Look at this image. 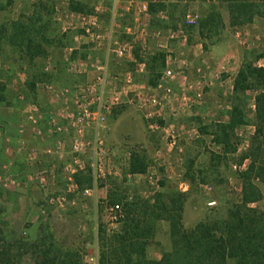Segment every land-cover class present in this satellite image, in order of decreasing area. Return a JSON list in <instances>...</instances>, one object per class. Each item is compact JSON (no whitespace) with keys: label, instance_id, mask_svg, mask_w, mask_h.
Masks as SVG:
<instances>
[{"label":"rangeland","instance_id":"1","mask_svg":"<svg viewBox=\"0 0 264 264\" xmlns=\"http://www.w3.org/2000/svg\"><path fill=\"white\" fill-rule=\"evenodd\" d=\"M61 1L0 0V127L7 120L6 117L11 116L17 108L23 106L18 98L19 95H23L24 100L22 101H26L25 104L33 103L42 109L50 110L58 108L46 102V94L39 83L52 82L53 90L58 93L64 88L73 90L74 85L89 80L83 76L85 74L74 75L61 63L63 61V59L60 60L61 49H49L47 46L45 55L36 57L33 62L29 63L28 55L8 42L10 21L15 20V17L17 19L24 15V21L27 22L28 16L38 17V13L44 23L50 19L53 4L61 3ZM81 1L91 8L87 11L88 13L94 12L95 7L99 6L105 14L115 13L117 15V0ZM249 1L255 3V7H259L260 11L264 12L263 0ZM159 2L166 5L167 20L162 18V13H158L160 16L157 15L151 19L153 26L151 28L160 33L157 36H153L154 31L148 25L143 24L145 30L149 28L151 31L146 32L144 42L147 49L150 48V53L143 56L140 54L141 41L135 45V50H139L140 58L146 61L148 67L145 68L143 77H135L139 82H142L141 80L147 82L149 76L155 73L151 72L149 64L151 55L164 53L157 44L159 40H166L169 48L177 54L180 53L181 50L178 52V49L182 44L178 38L166 37L170 29H175L181 22L186 11H196L200 18H204L207 12L219 13L220 19L217 23L213 22L209 29H202L206 43L224 40L219 43L222 47L217 46L215 62L210 60L208 68L192 62V60L202 61L203 59L199 48L195 47V43L199 41L197 33L200 34L199 27L196 25L188 29L187 37L193 44L185 53L188 54L189 64L185 68L176 67L181 73L170 83L173 94L181 91L186 97H191V93L196 91L199 96H195L196 100L186 101V103L182 100V105L177 107V111L173 110L168 103L161 111L155 110V116L150 120L128 101L130 98H136L134 92L121 97L119 102L112 106L107 114L103 130L106 144L110 148L112 162L119 167L120 173L125 174L129 157L132 153H139L145 156L147 169L141 173L143 176L136 175L126 178L122 175V180H119L117 176H110L104 189L98 193L99 202L96 206L91 204L94 197L67 192L65 182L60 178L50 179V184H48L50 187L43 188L34 179L27 181L21 179L18 175V165L15 170L17 175L11 169L15 182L4 184L0 181V229L2 231L0 252L6 246L9 248L11 258L8 264H42L47 258H55V261H58V258L65 257L66 254L73 256L78 264H93L89 257L96 254L97 264H99L101 251L111 254L106 244L121 230L122 225L120 220L114 229L109 228L108 211L105 209V204L110 205L123 201L124 209L129 201L152 202L156 194L161 191V181H164V184H170L176 190L188 191L182 212V222L185 228H190L206 216L216 215L219 211H224L231 204L239 201L242 181L238 173L243 171L250 162L249 158H242V156L247 152L249 138L255 129L253 125L255 92L251 91L246 94L243 109L247 122L238 126L234 131L232 140L235 146L234 152L225 153L222 145L213 141L211 131L215 123L227 120V111L231 109L234 93L233 81L242 58L253 61L255 55L264 50V15H255L251 22L242 24V32L240 31L235 37V32L241 25H235L234 29L229 28L231 26L227 3L223 4L219 0H158L147 2V13H151L149 11L151 3ZM125 13H129V10ZM55 42L57 43V40ZM43 45L46 44L43 42ZM231 51L234 54L238 53V66L233 64L232 60L227 61L234 55ZM50 53L58 62V73L55 75L44 69L46 58ZM221 59H225L224 64L220 62ZM111 61H113V66L109 64L108 73L114 78L117 75L115 73L117 60ZM130 63L132 62H127L128 67L132 69L133 63ZM255 63L262 65L264 60L258 59ZM197 67L201 68L199 72L196 70ZM164 69L165 61L162 71ZM183 76H188V79H183ZM178 79L185 81V85L184 83L176 85ZM116 83L111 82L108 85L109 90L114 91L113 93L117 91ZM157 83L158 81L155 84ZM113 84L116 85L113 86ZM190 84H194L195 88H189ZM145 85L143 84L140 89L145 94L155 86ZM49 89L46 87L47 91ZM150 123L165 129L169 127L175 129L179 134L176 144L169 146L164 132L155 129L154 126L150 128ZM192 129L198 132L197 138L196 134L192 133ZM1 141L2 139H0V173L3 171V164L6 163L3 160L5 156L2 152ZM84 160L86 161V158ZM238 166L241 167L238 168ZM188 167L196 176L194 183L185 178ZM19 169H21L20 165ZM80 174L83 178L88 172L86 170ZM149 177L156 179L158 187L150 184ZM202 178L204 182H199ZM82 184L87 185L83 180ZM258 185L263 197L252 206L264 208V183L258 182ZM61 193H64L67 199L64 208L48 203L49 197ZM115 195H119L120 199L111 201L110 198ZM210 201H215V204L208 205ZM99 226L104 230L103 236L98 229ZM170 245L167 222L159 221L156 233L146 246V258H160L162 252L170 249ZM112 263L127 264L124 260L115 258Z\"/></svg>","mask_w":264,"mask_h":264},{"label":"trees","instance_id":"2","mask_svg":"<svg viewBox=\"0 0 264 264\" xmlns=\"http://www.w3.org/2000/svg\"><path fill=\"white\" fill-rule=\"evenodd\" d=\"M219 1L228 4L230 26L251 22L258 14L264 15V12L249 0ZM165 6L162 2L151 3L149 11L153 14L165 9ZM69 7L79 12L91 9L81 0H69ZM37 15L38 17L28 16L26 20L28 23L24 21V15L10 21L8 42L22 53L25 52L29 63L36 57L45 55L47 46L55 40L58 44H63L58 27L49 19L42 23L38 13ZM219 17V13L207 12L204 18H200L197 24L200 34L205 36L202 29H209L213 22L219 21ZM43 42L46 45H43ZM135 55L138 57L137 52ZM164 58V53L150 56L149 69L155 73L149 76L147 83L156 85L161 76ZM258 59L264 60V50L257 53L253 61L242 58L233 81L234 93L231 109L227 111V120L215 123L211 131L213 141L222 145L225 153L234 152L235 146L232 141L234 131L247 122L243 109L246 94L255 92L253 121L255 129L249 138L247 152L242 156L249 158L250 162L238 173L242 181L239 201L224 211L208 215L194 226L185 228L182 212L188 191L176 190L170 184L161 181V191L152 202L134 200L126 203L121 219V230L106 244L111 254L101 251L99 264H114L112 263L114 258L124 260L127 264H264V208L252 206L263 197L258 182L264 183V64L255 63ZM31 84L33 85V81ZM146 169L145 156L132 153L126 172L144 173ZM81 176H75L76 180L81 185H84L82 180L89 185L91 182L89 173L83 178ZM185 178L192 183L196 181L190 167L187 168ZM199 182H204V179H199ZM119 199V195L110 198L111 201ZM159 221L167 222L170 249L162 252L158 259H149L146 258V246L156 233ZM98 229L103 236V228L99 226ZM1 232L0 229V241ZM10 256L9 248L6 246L0 252V264H8ZM55 260L47 258L42 264H78L73 256L67 254L58 258V261Z\"/></svg>","mask_w":264,"mask_h":264},{"label":"built area","instance_id":"3","mask_svg":"<svg viewBox=\"0 0 264 264\" xmlns=\"http://www.w3.org/2000/svg\"><path fill=\"white\" fill-rule=\"evenodd\" d=\"M99 10V6L95 7V11ZM94 11V12H95ZM134 12L136 18L140 14L148 12V3L141 2L134 6ZM114 14V13H113ZM112 14V17H113ZM94 15L93 13H80L78 14L82 22H92L89 19ZM200 19V15L196 11H186L182 17L181 22L175 29H170L168 38H182L186 40L188 36V29L195 27ZM136 25H138L135 21ZM131 26H127V33L132 35L130 39L124 41H118L113 36L112 23L106 30L104 35L96 34L94 40L98 41V45L104 50L105 57L102 61H97L92 64L93 76L90 80L82 84L74 85V89L70 88L61 89L60 95L66 96V94L73 93L76 109L65 113L63 110H50L42 109L39 105L33 103L24 104V112L26 114L28 122L33 125L32 130L40 137H52L54 135L66 133L69 135V158L64 160V150L60 145L56 147L47 148L45 152L50 155H54L56 161H53L54 166H50V171L42 168L38 171L36 176L31 179L38 181L41 187L47 188L49 180L60 178L64 180L66 191L75 192L82 196L96 197L97 191L100 187H105L106 181L110 176H117L119 180L123 179V174L120 173V169L111 160L110 148L107 146L103 130L105 128L106 117L110 112L112 106L119 102V97L110 93L108 90V67L110 59L122 58L127 54H130L135 49V45L140 43V51L147 53V47L145 45L146 30L142 27L139 30L133 31ZM160 34V33H159ZM143 42V43H142ZM166 53L165 69L162 71L159 77L158 83L150 88L149 93H142L140 90H136L134 96L136 98H130L128 101L133 103L136 108L144 113V116L150 120L155 116L156 111H161L165 106V103L173 95V90L170 83L176 79L179 75V71L170 65L169 60L172 59L173 49L165 45H160ZM67 69L73 74H83L85 71L80 69L79 66L70 65ZM129 78V77H128ZM20 100H24L23 95L18 96ZM185 103L190 102L188 99H184ZM156 110V111H155ZM159 114V113H158ZM44 121L45 128H40V121ZM160 129L164 132L165 139L169 146L176 144L179 134L172 127L162 128L154 123H150L149 127ZM3 131V127H0V134ZM20 131H23V126L20 127ZM192 133L198 137V132L192 129ZM21 148L26 147V139L20 137ZM86 158V161L84 160ZM60 165L57 167V162ZM87 162V163H85ZM11 163L3 164V171L0 173V181L4 184H13L15 182L14 177L11 174ZM241 166H238L240 168ZM89 173L91 182L89 185H81L76 181L75 176L81 172L86 171ZM49 171V172H48ZM57 172L59 176H56L54 172ZM53 174V176H52ZM143 176L141 173L125 175L126 178L131 176ZM50 176V177H49ZM149 182L154 187H158V183L155 178L149 177ZM67 202L66 195L64 193L48 198L50 205H57L59 208H64ZM215 204V201L208 202V205ZM105 209L108 211L107 224L109 228L114 229L116 223L124 216L123 201L105 204ZM44 212V209H43ZM89 260L93 264H97V255L94 254L89 257Z\"/></svg>","mask_w":264,"mask_h":264},{"label":"crops","instance_id":"4","mask_svg":"<svg viewBox=\"0 0 264 264\" xmlns=\"http://www.w3.org/2000/svg\"><path fill=\"white\" fill-rule=\"evenodd\" d=\"M150 1H158V0H117V15L114 13L112 17V14L107 15L102 11V9L99 8L98 11L92 12L94 15H92V17L89 19L90 21L92 20L94 24L90 22L87 23L82 22L78 14L88 13V12H79L71 9L69 7V0H62L61 3L53 2L54 6H52V10L50 14L51 16L49 20L58 27L59 37L61 38L63 44H58V43L54 44L50 42L51 44L49 45V49L51 48L61 49L60 60L63 59L61 63L64 64L65 67L70 65L79 66L80 69L85 71V73H83L85 75L83 76L90 80L94 74L92 69V64L97 61H102L105 57L104 50L101 48V46L98 45V41L94 40V36L96 34H101L103 36L112 23V28L114 30L113 32L114 38L117 39L118 41H124L125 39H130L132 37V35H129V33H127V29H126L127 26L128 27L131 26L130 28H132L133 31L135 30L137 31L142 27L144 28L143 24L148 25V27L151 28L152 26L151 19L154 16L159 15L158 13L160 14L162 13L161 14L162 18H164L165 21L167 20L166 11H165L166 8L163 9L165 15L163 10H160V12H157V14L155 15H153L152 13H145V14H140L138 18H136V14L134 12V6H136L137 3L150 2ZM127 10H129V13H125ZM137 20L138 22H140L138 23V25H136L135 23V21L137 22ZM238 27H239L237 28L238 31H236L234 35L235 37L239 34L240 31L242 32L243 29L242 25ZM229 28L234 29V26H231ZM151 29L152 31H154V28ZM148 30H146V32H148ZM157 31L158 30L153 32V36H157L159 34V32ZM197 36L199 41L195 43V47L199 48V52L202 53L203 59L202 61L192 60V62H197L198 65L205 66L208 68L209 63L211 62L210 60H213L215 62V57L217 53L216 51L218 48L217 46H219V43H221L224 40H220L219 42L217 41L211 42L208 44L206 43L205 38L202 35L197 33ZM166 38H168V36ZM189 40L190 39L188 37H186V40H183L182 38H180V40L178 39V41H180L182 44L181 48L178 49V52L179 50L181 51L180 53L177 54L173 50V54L171 55V57L173 58L169 60L171 66L173 67L175 66V68L187 67L189 61L187 57L188 54L186 55L185 53L186 51L190 50L189 48H191L193 45L189 42ZM157 44L158 46L159 44L168 46L166 40H159ZM219 47H222V45ZM134 50L132 53L127 54L125 57L114 58L117 60V71L115 72L117 75L114 76V78L109 76L108 73V77H109L108 85L111 84V82L112 83L117 82L116 83L117 91L116 93H113L114 91H110L109 88L108 90L112 94H117L119 99L121 97L126 96V94L129 95L132 94L131 92L135 93L136 90H140L143 87V84H146L148 87L152 86L151 84L144 82V80H141L142 82H139L135 77V76H141V77L144 76L145 68L148 67V64L146 63L145 60L141 59L140 56L149 54L150 48L147 49V53L145 54H143L144 52L140 51L141 55H139V50H135V51ZM160 50H162L161 52H164L163 48ZM136 52L139 55L138 57H136L135 55ZM232 54H234V52H232ZM232 56H233L232 59H228L227 61L232 60L231 62L236 66H238L239 65L238 53L237 54L235 53ZM164 57H166L165 52H164ZM114 59H110L109 61L110 65L113 64V61L111 60ZM129 61L133 63L132 69L128 67L127 62ZM220 62L224 64L225 59H221ZM57 68H58V62L53 58V55H51L50 53L49 56H47L46 58L44 69L50 71V74L55 75L58 73ZM196 70L197 72H199L201 68L197 67ZM183 77H184L183 79H188V76H183ZM184 82L185 81L178 79L176 85ZM39 84L43 86L42 90L46 94V98H45L46 102L49 105L52 106L56 105L58 107V108H53V110L64 109L63 111L65 113H68L71 110L76 109V103L73 93L66 94V96L63 97L59 94L60 92L55 93V91L53 90L52 82L46 81V82H41ZM116 84H113V86ZM194 84H190L189 88H195ZM46 87L50 88L49 91L46 90ZM182 88L184 89V86ZM175 94H173L172 97L168 100V102L165 103V105L170 103L171 108L175 111H177L179 106L182 105V100L184 99L196 100L197 98H195V96H199V93L196 91L191 93V97H186L181 91ZM20 102L23 106L19 107V109L17 108L14 111V113L11 114V116L9 115V117H6L7 120H5V122L2 125L3 131L2 134L0 135V139H2L1 147H2V152L5 156L3 159L4 162H8L12 164L11 169L15 175H17L15 170H17V165H18L19 177L27 181L31 179L30 178L31 176L34 178L40 169L45 168L49 170L50 166H54L53 161H56V158L54 155H50L47 152H45L47 148H52V147H56L57 145H60L64 150V160H67L69 158L68 152H69L70 139H69V135L66 133L54 135L50 138L44 137L42 139L38 137L32 130L33 125H31L28 122L26 114L24 112V104L26 101L20 100ZM173 105L174 107H172ZM21 126H23V131H20ZM39 126L40 128H45L44 121L41 120ZM22 136L26 139L25 148H21L20 146V139H21L20 137ZM56 164L58 167L60 165V162L58 161ZM19 165L21 169H19ZM128 173L130 172H125V174L123 175L125 176ZM54 174L56 176H59L56 171L54 172ZM79 174H77L76 176H78ZM131 174H136V173H131ZM29 185L30 183L28 184V186ZM103 189L104 187H100L97 191L96 197L95 198L91 197L93 200L91 204H94L95 206L97 205V203L99 202V200L97 199L98 193ZM72 203H74V200H72Z\"/></svg>","mask_w":264,"mask_h":264}]
</instances>
